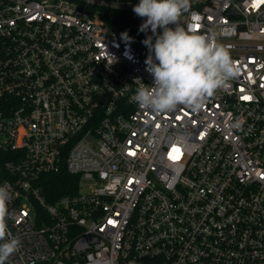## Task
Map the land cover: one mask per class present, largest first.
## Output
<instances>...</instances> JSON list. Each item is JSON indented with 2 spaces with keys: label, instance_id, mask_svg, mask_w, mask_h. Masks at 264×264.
I'll return each instance as SVG.
<instances>
[{
  "label": "built area",
  "instance_id": "2783aa9c",
  "mask_svg": "<svg viewBox=\"0 0 264 264\" xmlns=\"http://www.w3.org/2000/svg\"><path fill=\"white\" fill-rule=\"evenodd\" d=\"M138 3L0 0L5 264H264V0H189L177 24L238 73L161 114L133 99L149 52L105 19L141 25ZM64 171L78 188L50 201L42 176Z\"/></svg>",
  "mask_w": 264,
  "mask_h": 264
},
{
  "label": "clouds",
  "instance_id": "9594fccd",
  "mask_svg": "<svg viewBox=\"0 0 264 264\" xmlns=\"http://www.w3.org/2000/svg\"><path fill=\"white\" fill-rule=\"evenodd\" d=\"M188 7L189 0H139L133 7L137 16L146 18L139 31L150 29L153 34L143 40L149 52L146 71L153 83L148 86L137 78L133 99L142 109L155 114L172 112L179 105L199 110L207 97L238 73L229 51L217 42L215 33L199 35L177 24L181 12ZM171 24L175 27H169ZM158 29L162 32L158 33ZM122 37L132 39L127 33ZM9 200L7 187L0 186V264H5L20 244L8 228L7 221L14 217Z\"/></svg>",
  "mask_w": 264,
  "mask_h": 264
},
{
  "label": "trees",
  "instance_id": "16d2710c",
  "mask_svg": "<svg viewBox=\"0 0 264 264\" xmlns=\"http://www.w3.org/2000/svg\"><path fill=\"white\" fill-rule=\"evenodd\" d=\"M105 19L112 24L119 25L122 30L126 31L128 36L136 38L138 45L148 52V48L143 44V40L153 34L149 31L140 32V24L136 22L132 14L129 12L113 11ZM154 42L155 37L153 36ZM41 187L48 199L53 201L59 195L75 192L78 188V176L71 175L66 171L56 175H44L42 176Z\"/></svg>",
  "mask_w": 264,
  "mask_h": 264
},
{
  "label": "snow or ice",
  "instance_id": "6c2138e0",
  "mask_svg": "<svg viewBox=\"0 0 264 264\" xmlns=\"http://www.w3.org/2000/svg\"><path fill=\"white\" fill-rule=\"evenodd\" d=\"M247 98V97H246Z\"/></svg>",
  "mask_w": 264,
  "mask_h": 264
}]
</instances>
